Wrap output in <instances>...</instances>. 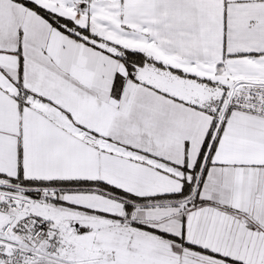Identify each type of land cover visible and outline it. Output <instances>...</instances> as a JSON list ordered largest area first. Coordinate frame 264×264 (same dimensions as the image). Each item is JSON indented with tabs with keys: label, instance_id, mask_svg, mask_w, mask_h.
Listing matches in <instances>:
<instances>
[{
	"label": "snow or ice",
	"instance_id": "1",
	"mask_svg": "<svg viewBox=\"0 0 264 264\" xmlns=\"http://www.w3.org/2000/svg\"><path fill=\"white\" fill-rule=\"evenodd\" d=\"M0 264H264V0H0Z\"/></svg>",
	"mask_w": 264,
	"mask_h": 264
}]
</instances>
